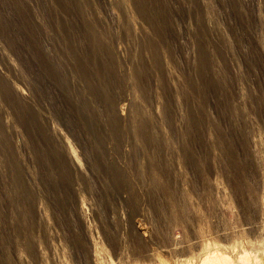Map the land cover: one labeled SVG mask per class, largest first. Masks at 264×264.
<instances>
[{
	"label": "rangeland",
	"instance_id": "374dc122",
	"mask_svg": "<svg viewBox=\"0 0 264 264\" xmlns=\"http://www.w3.org/2000/svg\"><path fill=\"white\" fill-rule=\"evenodd\" d=\"M0 264H264V0H0Z\"/></svg>",
	"mask_w": 264,
	"mask_h": 264
},
{
	"label": "trees",
	"instance_id": "16d2710c",
	"mask_svg": "<svg viewBox=\"0 0 264 264\" xmlns=\"http://www.w3.org/2000/svg\"><path fill=\"white\" fill-rule=\"evenodd\" d=\"M26 117V116H25ZM23 121V120H22ZM27 121V124L25 125L26 126V131H27V133L29 134V136H30V138L32 137V138H34V140L36 141V144L38 143L39 145H40V142H38L39 140H38V136L35 134L36 133V131H39L41 128H40V124H39V126H38V124H37V122H36V120L34 119V118H28V120H26ZM40 132V131H39ZM42 136V135H41ZM42 138H43V136H42ZM44 139V138H43ZM35 143H34V146L36 145ZM86 147H88V146H86ZM37 148H39L38 146H37ZM40 149V148H39ZM89 149V148H88ZM63 160H61V162H62ZM60 162V163H61ZM62 163H65L64 161L62 162ZM61 163V164H62Z\"/></svg>",
	"mask_w": 264,
	"mask_h": 264
},
{
	"label": "bare ground",
	"instance_id": "6f19581e",
	"mask_svg": "<svg viewBox=\"0 0 264 264\" xmlns=\"http://www.w3.org/2000/svg\"><path fill=\"white\" fill-rule=\"evenodd\" d=\"M6 176V175H5Z\"/></svg>",
	"mask_w": 264,
	"mask_h": 264
}]
</instances>
